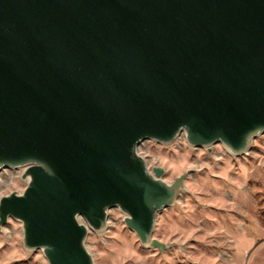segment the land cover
<instances>
[{
    "label": "water",
    "instance_id": "95a60500",
    "mask_svg": "<svg viewBox=\"0 0 264 264\" xmlns=\"http://www.w3.org/2000/svg\"><path fill=\"white\" fill-rule=\"evenodd\" d=\"M220 143L264 134V0H0V227L47 264H96L89 230L119 208L142 245L184 188L138 153L147 139ZM264 168V165H263Z\"/></svg>",
    "mask_w": 264,
    "mask_h": 264
},
{
    "label": "rangeland",
    "instance_id": "374dc122",
    "mask_svg": "<svg viewBox=\"0 0 264 264\" xmlns=\"http://www.w3.org/2000/svg\"><path fill=\"white\" fill-rule=\"evenodd\" d=\"M138 153L167 182L186 172L184 188L156 214L152 236L166 248L142 245L124 213L110 208L104 228L85 238L96 264H264V134L237 155L220 143L193 147L184 133L169 143L144 140ZM22 171L0 170V196L23 190ZM0 264H47L41 250L23 246L11 217L0 227Z\"/></svg>",
    "mask_w": 264,
    "mask_h": 264
}]
</instances>
